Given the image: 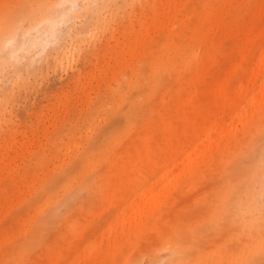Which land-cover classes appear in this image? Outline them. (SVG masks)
<instances>
[{
    "label": "rangeland",
    "instance_id": "374dc122",
    "mask_svg": "<svg viewBox=\"0 0 264 264\" xmlns=\"http://www.w3.org/2000/svg\"><path fill=\"white\" fill-rule=\"evenodd\" d=\"M0 35V264H264V0H0Z\"/></svg>",
    "mask_w": 264,
    "mask_h": 264
},
{
    "label": "bare ground",
    "instance_id": "6f19581e",
    "mask_svg": "<svg viewBox=\"0 0 264 264\" xmlns=\"http://www.w3.org/2000/svg\"><path fill=\"white\" fill-rule=\"evenodd\" d=\"M65 1H67V0H65ZM15 11V10H14ZM41 19H42V14H40V12H36L34 15H33V17H32V21H34L35 23L32 25V30H36V32H40V30L38 31V25H39V22L41 21ZM47 20H50V27H51V33L52 34H56V32H57V30H56V27H57V25H56V22L54 21V19H50V18H48ZM7 29H8V33L9 34H11L12 35V31H13V29L14 28H12V27H10L9 25L7 26ZM30 29H28L24 34H25V37H27V39H29V40H31V43L30 44H32V43H35V42H37L38 41V39H39V37H37V38H34L33 39V37L30 35V31H29ZM6 37V35L5 36H2V35H0V50H1V48L4 46H7V45H9V44H11L12 43V40H13V38L12 37H7V39L5 38ZM42 38V37H41ZM20 49H14L13 48V50L11 51V55L13 56H15V54L14 53H16V51L19 53L20 51H19ZM249 206L250 205H248V204H246L245 205V207H243V209L244 210H249ZM259 214H264V210H261L260 211V213ZM186 253H188V250H186ZM187 255V254H186ZM182 262H183V264H188V262H189V258L188 259H184L183 261H181V264H182Z\"/></svg>",
    "mask_w": 264,
    "mask_h": 264
}]
</instances>
